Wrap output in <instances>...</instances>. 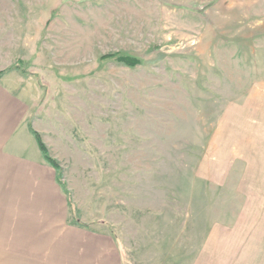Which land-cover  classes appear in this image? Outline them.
I'll return each mask as SVG.
<instances>
[{"label": "rangeland", "instance_id": "obj_1", "mask_svg": "<svg viewBox=\"0 0 264 264\" xmlns=\"http://www.w3.org/2000/svg\"><path fill=\"white\" fill-rule=\"evenodd\" d=\"M18 60L0 85L87 227L68 205L37 230L1 173L0 264H264V0H0V71ZM22 131L6 151L65 198Z\"/></svg>", "mask_w": 264, "mask_h": 264}, {"label": "crops", "instance_id": "obj_2", "mask_svg": "<svg viewBox=\"0 0 264 264\" xmlns=\"http://www.w3.org/2000/svg\"><path fill=\"white\" fill-rule=\"evenodd\" d=\"M11 64V63H10ZM9 64V65H10ZM4 85V84H3ZM0 85V170L6 173L4 182L9 185L11 182H16L20 184L19 187H15L16 191L13 195L14 200L18 201V210L21 216L32 215L36 217L48 216L49 225L45 223L43 226L41 223H37V230L55 232L60 230L59 223H53L54 220H60L65 208H67L68 203L66 197L63 198L60 191H54L53 187L46 185L45 182L35 184V178H30V176L25 175L23 171L24 167L32 168L35 164L30 160L16 159L11 153L6 151L8 145H25L20 139L15 138L16 134L23 133L22 130H28L27 120L29 116V110L25 107L23 100L20 96L14 94L12 88ZM27 126V127H24ZM24 134V133H23ZM17 140L15 144L13 142ZM23 140V139H22ZM26 162L27 165H26ZM29 164V165H28ZM17 168V170H16ZM35 170V169H34ZM4 177L3 174L0 175ZM10 180V181H9ZM14 180V181H13ZM2 182V180H1ZM0 182V183H1ZM17 186V185H16ZM47 186V188H45ZM8 197V193L5 194ZM25 219V218H23ZM45 222V220H44ZM40 225V226H39ZM76 237V231H67L66 239H58L56 242L58 247H63L70 249L72 246L73 239ZM70 238H73L72 240ZM54 243V242H53ZM55 243V244H56ZM90 256H85L83 258L79 257L80 263L83 264H93L92 260L88 259ZM73 258V263H78L76 261L77 256ZM66 261L62 264H70L71 259L66 257ZM53 262V261H52ZM60 264V262H58Z\"/></svg>", "mask_w": 264, "mask_h": 264}, {"label": "trees", "instance_id": "obj_3", "mask_svg": "<svg viewBox=\"0 0 264 264\" xmlns=\"http://www.w3.org/2000/svg\"><path fill=\"white\" fill-rule=\"evenodd\" d=\"M112 58H115L116 62L123 64L124 66L130 67V68L137 67L141 64V61L139 59L134 58V57H128V56L109 55V56L104 57L103 60L112 59ZM27 66H28L27 62L23 60H18L12 66L8 67L7 69L3 71H0V79H2L7 74L13 71H18L23 77H26V78L31 77V75L27 71ZM28 129L31 135L34 137L45 163L56 171V182L61 187L63 193L66 195L68 205L71 208L75 216L73 224L76 226H80V227H87L80 221L78 217L79 212L74 206V203L72 201L71 191L69 190L66 182L63 180V170L61 168L60 163L51 156L50 151L47 145L44 143L42 136L34 129L31 122L28 123Z\"/></svg>", "mask_w": 264, "mask_h": 264}]
</instances>
